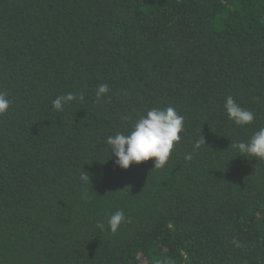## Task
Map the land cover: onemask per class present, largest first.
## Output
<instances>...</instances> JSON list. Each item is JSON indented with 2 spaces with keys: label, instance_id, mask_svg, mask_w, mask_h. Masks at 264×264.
<instances>
[{
  "label": "trees",
  "instance_id": "1",
  "mask_svg": "<svg viewBox=\"0 0 264 264\" xmlns=\"http://www.w3.org/2000/svg\"><path fill=\"white\" fill-rule=\"evenodd\" d=\"M0 92V264H264V160L234 147L264 127V0H0ZM168 106L165 167H117L106 138Z\"/></svg>",
  "mask_w": 264,
  "mask_h": 264
},
{
  "label": "clouds",
  "instance_id": "2",
  "mask_svg": "<svg viewBox=\"0 0 264 264\" xmlns=\"http://www.w3.org/2000/svg\"><path fill=\"white\" fill-rule=\"evenodd\" d=\"M109 92L107 84H100L96 90V102L99 103L105 98V94ZM83 102L84 93L79 95L68 92L58 95L52 101L54 110L62 112L66 105L72 102ZM11 104L7 93L0 92V115L6 114ZM223 108L228 119L239 126L250 125L255 119L254 113L243 108L234 98L229 95L225 98ZM122 121L130 119L129 117H121ZM184 130V117L171 106L167 108H152L147 110L132 124V130L125 135L118 132L114 136L106 138V144L110 146L111 154L114 156L113 163L124 170H127L132 164H140L151 158L154 169H162L169 160L174 144L181 140V133ZM205 144L204 137L196 140L194 147L200 148ZM241 155L254 157L264 160V127L256 131L249 140L238 142L234 145ZM191 159V154L185 157ZM82 182H91L89 174L84 171L80 175ZM87 198V193H85ZM126 222L123 210H116L109 216L107 224L110 231L115 234L121 224ZM96 227L103 231L105 225L103 222H97Z\"/></svg>",
  "mask_w": 264,
  "mask_h": 264
}]
</instances>
